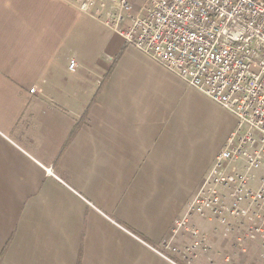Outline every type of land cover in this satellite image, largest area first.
I'll return each mask as SVG.
<instances>
[{
    "label": "crops",
    "instance_id": "obj_1",
    "mask_svg": "<svg viewBox=\"0 0 264 264\" xmlns=\"http://www.w3.org/2000/svg\"><path fill=\"white\" fill-rule=\"evenodd\" d=\"M207 100L73 3L0 0V264H172L157 250L236 124L207 159ZM212 240L192 264L224 263Z\"/></svg>",
    "mask_w": 264,
    "mask_h": 264
},
{
    "label": "built area",
    "instance_id": "obj_2",
    "mask_svg": "<svg viewBox=\"0 0 264 264\" xmlns=\"http://www.w3.org/2000/svg\"><path fill=\"white\" fill-rule=\"evenodd\" d=\"M66 1L236 118L158 254L192 264L218 234L223 264H264V0Z\"/></svg>",
    "mask_w": 264,
    "mask_h": 264
},
{
    "label": "rangeland",
    "instance_id": "obj_3",
    "mask_svg": "<svg viewBox=\"0 0 264 264\" xmlns=\"http://www.w3.org/2000/svg\"><path fill=\"white\" fill-rule=\"evenodd\" d=\"M139 3L140 0H135L134 8H136ZM213 102L207 100L202 102L194 101L193 103V116L196 121L193 132L199 131L202 134L201 151L207 159L212 158L215 151L223 144L230 129L234 127V119L233 116L228 113L229 111L227 112V110L219 104L220 107H218ZM206 171L207 169L202 174V177ZM196 177L197 174H194V180ZM188 189L189 188H182L177 191L178 198L176 197L174 200L176 205L180 204L182 197L187 194ZM174 201H172V203ZM184 209L185 206H183L182 211H184Z\"/></svg>",
    "mask_w": 264,
    "mask_h": 264
}]
</instances>
